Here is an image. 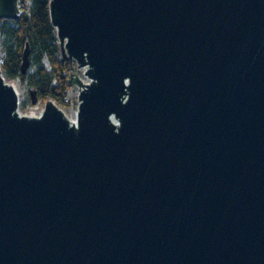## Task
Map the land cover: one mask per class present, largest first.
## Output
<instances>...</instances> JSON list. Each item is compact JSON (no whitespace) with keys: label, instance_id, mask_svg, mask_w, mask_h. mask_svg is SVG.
Instances as JSON below:
<instances>
[{"label":"water","instance_id":"95a60500","mask_svg":"<svg viewBox=\"0 0 264 264\" xmlns=\"http://www.w3.org/2000/svg\"><path fill=\"white\" fill-rule=\"evenodd\" d=\"M48 8L76 114L0 67V264H264V0Z\"/></svg>","mask_w":264,"mask_h":264},{"label":"trees","instance_id":"16d2710c","mask_svg":"<svg viewBox=\"0 0 264 264\" xmlns=\"http://www.w3.org/2000/svg\"><path fill=\"white\" fill-rule=\"evenodd\" d=\"M49 0H18L23 6L15 18H0L1 70L6 78L27 82L36 90L37 101L52 98L66 103L70 60L62 58L56 31L49 17ZM28 42L27 65L22 51ZM46 57L47 68L42 59ZM32 69H29L30 66ZM31 101V100H30ZM24 106V103L21 104Z\"/></svg>","mask_w":264,"mask_h":264},{"label":"rangeland","instance_id":"374dc122","mask_svg":"<svg viewBox=\"0 0 264 264\" xmlns=\"http://www.w3.org/2000/svg\"><path fill=\"white\" fill-rule=\"evenodd\" d=\"M19 6V10L23 9V6H21L18 3ZM0 53H1V49H0ZM44 65L49 68V63L46 57H44L42 59ZM33 66L31 65L29 67V69H32ZM70 72V70H69ZM6 78V77H5ZM8 80H11L12 82L15 83V85L18 88V95H19V110L21 112H29V110H39L40 108L43 107L44 105V101L42 100H38L35 102V104H33L30 101V95H29V84L27 82H20L18 79L16 78H7ZM77 90V84L76 83H69V87L67 89L66 92H68V97L71 98L68 101H65L66 103H57L59 106L62 107V109L64 110V112L72 119L75 118L74 116V109L76 108L75 106V101H74V95L75 92ZM24 103V106H21V104Z\"/></svg>","mask_w":264,"mask_h":264},{"label":"built area","instance_id":"2783aa9c","mask_svg":"<svg viewBox=\"0 0 264 264\" xmlns=\"http://www.w3.org/2000/svg\"><path fill=\"white\" fill-rule=\"evenodd\" d=\"M1 61H2V53H0V62ZM80 75L83 76L82 74H80ZM83 78H85V77L83 76ZM77 93H78V87H77V90H76L75 95H74V101H75L76 108H77V102H78ZM69 99L71 101V98L68 97V92H66V95H65L64 100L65 101H68ZM71 103H72V101H71ZM33 104H35V102ZM42 108H40L39 110H33L32 109V110H29V112H24V113H28V114H38V113L41 112ZM76 108L74 109V116L76 114Z\"/></svg>","mask_w":264,"mask_h":264},{"label":"bare ground","instance_id":"6f19581e","mask_svg":"<svg viewBox=\"0 0 264 264\" xmlns=\"http://www.w3.org/2000/svg\"><path fill=\"white\" fill-rule=\"evenodd\" d=\"M15 87H16V89H17V91H18V88H17V86L15 85ZM72 119H74V118H72Z\"/></svg>","mask_w":264,"mask_h":264}]
</instances>
